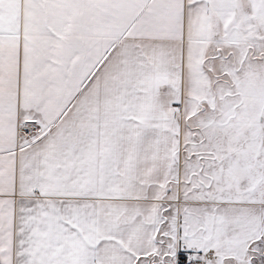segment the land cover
Wrapping results in <instances>:
<instances>
[{
	"label": "snow or ice",
	"instance_id": "1",
	"mask_svg": "<svg viewBox=\"0 0 264 264\" xmlns=\"http://www.w3.org/2000/svg\"><path fill=\"white\" fill-rule=\"evenodd\" d=\"M0 264H264V0H0Z\"/></svg>",
	"mask_w": 264,
	"mask_h": 264
}]
</instances>
